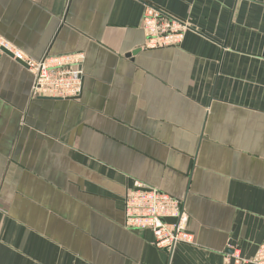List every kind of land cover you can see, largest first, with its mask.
Instances as JSON below:
<instances>
[{"label": "crops", "instance_id": "1", "mask_svg": "<svg viewBox=\"0 0 264 264\" xmlns=\"http://www.w3.org/2000/svg\"><path fill=\"white\" fill-rule=\"evenodd\" d=\"M146 5L191 27L145 49ZM35 61L82 53L76 100L0 53V264H231L264 242V0H0ZM135 183L182 201L171 256L123 227ZM230 244H233L231 246Z\"/></svg>", "mask_w": 264, "mask_h": 264}, {"label": "built area", "instance_id": "2", "mask_svg": "<svg viewBox=\"0 0 264 264\" xmlns=\"http://www.w3.org/2000/svg\"><path fill=\"white\" fill-rule=\"evenodd\" d=\"M141 27L145 34V49L178 47L186 33L192 31L186 21L169 15L160 8L146 5ZM0 53H7L22 63L33 77L32 98L76 100L82 90V53L46 57L39 61L25 56L19 49L0 38ZM123 227L130 231L149 230L153 245L171 256L180 245H192L193 234L187 228L188 215L182 201L139 183L129 189L123 199ZM174 220L168 223L166 220ZM231 264H264V242L250 260L243 259L237 248L227 256Z\"/></svg>", "mask_w": 264, "mask_h": 264}, {"label": "water", "instance_id": "3", "mask_svg": "<svg viewBox=\"0 0 264 264\" xmlns=\"http://www.w3.org/2000/svg\"><path fill=\"white\" fill-rule=\"evenodd\" d=\"M4 54H6V55H8V56H10L9 54H7V53H4ZM20 63V62H19ZM21 65H22V63H20ZM168 223H173L174 222V220H166ZM231 246H233V244H230ZM229 253H231V250H229Z\"/></svg>", "mask_w": 264, "mask_h": 264}]
</instances>
